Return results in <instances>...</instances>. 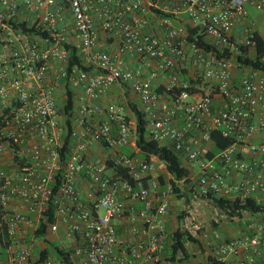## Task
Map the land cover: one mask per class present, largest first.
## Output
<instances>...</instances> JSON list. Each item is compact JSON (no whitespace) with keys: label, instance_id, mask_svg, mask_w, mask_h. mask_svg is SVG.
<instances>
[{"label":"built area","instance_id":"built-area-1","mask_svg":"<svg viewBox=\"0 0 264 264\" xmlns=\"http://www.w3.org/2000/svg\"><path fill=\"white\" fill-rule=\"evenodd\" d=\"M21 6L40 12L37 32L20 27ZM249 7L264 13V0H0V227L11 240L0 243V264H62L54 251L41 256L60 228L72 264H264V219L229 240L194 224L200 250L187 243L188 258L168 260L172 186L156 205L155 165L121 152L138 150L135 104L148 139L169 144L190 171L192 202L217 196L264 206V74L236 62L241 48L256 55ZM189 28L210 48L191 41ZM100 34L113 51L100 47ZM74 55L84 69L71 67ZM63 80L80 91L71 115L58 105L55 83ZM115 87L122 102L96 104ZM66 132L72 147L63 165ZM216 132L232 144L217 151ZM91 143L108 158L89 161ZM16 154L26 158L25 172L16 170ZM52 202L56 221L38 238ZM31 226L40 257L20 238Z\"/></svg>","mask_w":264,"mask_h":264},{"label":"trees","instance_id":"trees-1","mask_svg":"<svg viewBox=\"0 0 264 264\" xmlns=\"http://www.w3.org/2000/svg\"><path fill=\"white\" fill-rule=\"evenodd\" d=\"M13 24H16L13 22ZM20 27L24 29L26 32H37L38 23H36L33 27L27 26L26 23H21ZM197 38V39H196ZM189 39L191 41L197 42V44L201 47H205L209 49L210 47L203 43V38L198 35V31L195 29L189 28ZM253 41L256 42V55L248 57V51L245 48H241V54L236 59L238 64L246 66L248 68H253L261 71L264 74V38L263 36L256 31L254 33ZM71 63V67L78 64L81 69H84L80 61L76 58ZM71 71V70H70ZM68 90V100L67 104L64 107H60V110L65 115H71L73 109L75 108V92L73 89L67 87ZM131 107L137 113V148L140 152L142 159L146 161H150L151 157H156L158 160L165 164L167 172L172 177L170 180L167 177H163L161 181V185L165 186L166 189L168 185L172 186V194L181 199L185 200V204L190 206L193 199V189L191 186L190 180V171L183 165L182 159L179 155L174 151V149L169 144H160L157 142L150 141L147 137V129H146V121L144 116L137 111V106L135 104H131ZM2 127V123H0V128ZM68 129L71 130V124H68ZM213 140L216 143L217 151L224 149L232 144L231 140L224 139L219 132L213 134ZM63 148L61 150V159L63 165H65L70 160L71 155V139L70 133L66 132L64 134ZM122 153H124L122 151ZM126 154V153H125ZM128 155L137 156L136 153L131 152ZM16 170L18 172H25L27 167L26 158L19 156L16 154L15 156ZM180 183L182 185H180ZM211 204L217 213L221 216H226L227 218L233 219H243L245 214H250L252 216H262L264 218V206L257 204L252 199H247L244 201H230L225 198L211 196ZM56 208L57 205L55 203H51L48 212L47 218L45 221L39 225L36 235L38 238L47 236L49 233V229L46 223H52L56 221ZM187 213V210H184ZM180 218H184V216H180ZM218 228V227H217ZM46 242L53 248L52 250L46 248L41 252V256L46 258L53 251L55 252V256L60 260L62 264H72L70 261V255L73 252L71 248L63 249L61 246L56 245L46 240ZM0 243L3 247L9 245L11 240L8 239L6 228L0 227ZM187 243H195L197 247H202L198 240H196L184 227H179L176 230H173L169 234L168 244L166 245V255L167 259L175 262L180 254H183L186 258H188L187 253ZM57 244V242H56ZM194 246V245H193ZM40 257V252H39ZM181 264H187L184 260H178ZM40 261L38 262V264Z\"/></svg>","mask_w":264,"mask_h":264},{"label":"crops","instance_id":"crops-1","mask_svg":"<svg viewBox=\"0 0 264 264\" xmlns=\"http://www.w3.org/2000/svg\"><path fill=\"white\" fill-rule=\"evenodd\" d=\"M19 21L21 23H26L27 26L32 27L33 25H35L36 23H38L40 21V12L38 14H30L28 13L22 6L20 8V15L18 17ZM100 47L104 50V51H113L115 49V46L111 40L110 37L106 36L105 34H100ZM54 81L51 80V82ZM64 81V80H63ZM57 81L55 83V87H56V94L58 97V105L59 107H64L65 105L64 103V99L66 97H68V90L67 87L71 88L74 90L75 92V98L77 97V95L79 94V89L76 86H72V84H68V82L66 81ZM123 101V93L122 91L118 88L115 87L113 90H111V92L109 93V95L96 102V104L101 105V106H106L107 104L111 103V102H122ZM127 150L133 153H136L138 157L142 158L140 155L139 150H136L134 148H123L121 150V152L123 150ZM109 152L106 151V149H104L102 146L95 144V143H91L90 148L88 150V160L91 162H100L103 161L104 159L108 158ZM151 161L153 162V164L155 165V168L157 169L156 171V175L159 178V181L161 183L163 177L159 174L158 172V168H160L161 164L158 162V159L156 157H151ZM0 165L3 166V164L0 163ZM9 165V164H8ZM4 167V166H3ZM79 188H80V192L82 195V199L84 202L88 203L87 201V192L90 189V183L85 179V176L82 175L79 182H78ZM166 187L162 186L160 188H158L157 190L152 188V195L151 198L154 201V203L157 205L159 202V198L161 197V192L165 191ZM169 210H168V216H167V230H168V238H169V234H170V224L172 225V220L174 219V213H172L173 210L177 209V207L180 205L178 203V201H176L174 199L173 196H170L169 199ZM135 210H140L142 208L141 204H135L134 205ZM101 213V212H100ZM103 214V213H102ZM257 217V216H256ZM32 219L35 221V217H32ZM264 219V218H263ZM125 222L121 223V226L119 228V234L121 235H125L124 229H126L124 226ZM36 225V224H34ZM223 225L218 226L217 229H215L213 232L218 233V229L219 228H223ZM245 228V226H244ZM34 226H31L29 228H26L24 230L21 231L20 233V238L24 243L27 244H31L34 242L35 238H34ZM248 232L247 226L245 228L244 232H235L232 233L230 231L227 232V235H220L222 237V239H233V238H237L240 237L241 235H244ZM37 240V239H36ZM37 247V248H36ZM38 247H40V240H37L36 242H34V245H32L33 248V254L35 257H37L39 255L38 252ZM35 251V252H34ZM38 255H35L37 254Z\"/></svg>","mask_w":264,"mask_h":264},{"label":"rangeland","instance_id":"rangeland-1","mask_svg":"<svg viewBox=\"0 0 264 264\" xmlns=\"http://www.w3.org/2000/svg\"><path fill=\"white\" fill-rule=\"evenodd\" d=\"M248 12L250 14V18L253 21V24L255 25V28L257 31L263 36L264 38V13L257 11L255 8L249 7ZM124 153L130 154V151L123 150ZM2 168L3 166L0 165ZM159 174L162 177H166V173L164 169H161L159 171ZM180 185H182L180 183ZM171 196L174 197L176 201L180 204L177 209L173 210L172 213L176 214L174 215V219L172 220V225L170 224V232L173 230H176L179 227H184L187 230H194L193 226L194 224L201 226V232H208L211 233L215 229H217L218 226L223 225V228L218 229V233L220 235H227V232L230 231L232 233L235 232H244L246 226H248L251 223L259 222L263 220L262 216H252L250 214H245L243 219H229L226 216H221L217 213V211L214 209L211 203H207L204 199H199L196 202H192L190 206L185 204V200H181L177 197H175L173 194ZM184 210H187V213H185ZM101 213H104L103 210H101ZM184 216V218H180V216ZM194 218V219H193ZM245 226V228H244ZM65 229L60 228L59 232L55 235H51L49 237V241L53 242L56 245H59L61 247L69 248V240L66 239ZM57 242V244H56ZM194 248L197 250H200L196 244H193ZM207 246V244H204ZM37 248V247H36ZM38 252L40 251V247H38ZM49 249L52 250L53 248L49 245ZM35 252V251H34ZM35 255H38L35 254Z\"/></svg>","mask_w":264,"mask_h":264}]
</instances>
